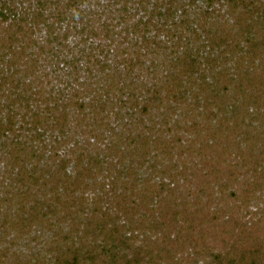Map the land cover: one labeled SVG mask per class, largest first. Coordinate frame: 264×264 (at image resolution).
<instances>
[{
    "label": "trees",
    "instance_id": "1",
    "mask_svg": "<svg viewBox=\"0 0 264 264\" xmlns=\"http://www.w3.org/2000/svg\"><path fill=\"white\" fill-rule=\"evenodd\" d=\"M0 264H264V0H0Z\"/></svg>",
    "mask_w": 264,
    "mask_h": 264
}]
</instances>
